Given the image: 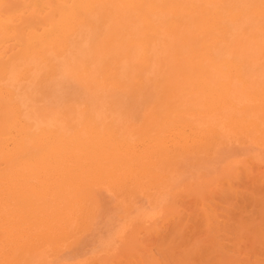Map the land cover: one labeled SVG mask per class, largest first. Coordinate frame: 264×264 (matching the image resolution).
<instances>
[{"label": "bare ground", "instance_id": "bare-ground-1", "mask_svg": "<svg viewBox=\"0 0 264 264\" xmlns=\"http://www.w3.org/2000/svg\"><path fill=\"white\" fill-rule=\"evenodd\" d=\"M0 264H264V0H0Z\"/></svg>", "mask_w": 264, "mask_h": 264}]
</instances>
